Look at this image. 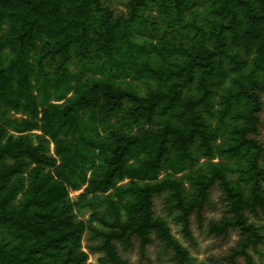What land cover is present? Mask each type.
Here are the masks:
<instances>
[{
    "label": "trees",
    "instance_id": "16d2710c",
    "mask_svg": "<svg viewBox=\"0 0 264 264\" xmlns=\"http://www.w3.org/2000/svg\"><path fill=\"white\" fill-rule=\"evenodd\" d=\"M263 95L264 0H0V264H87L86 234L99 264L134 238L191 264L154 198L195 243L213 187L223 264H256Z\"/></svg>",
    "mask_w": 264,
    "mask_h": 264
},
{
    "label": "rangeland",
    "instance_id": "374dc122",
    "mask_svg": "<svg viewBox=\"0 0 264 264\" xmlns=\"http://www.w3.org/2000/svg\"><path fill=\"white\" fill-rule=\"evenodd\" d=\"M126 1L127 0H104L105 3L109 4L116 12H121L126 10ZM135 84L139 85V91L144 93L145 86L144 83L138 82L137 80H131ZM263 104H264V95L262 96ZM261 124L259 125V134L257 138L264 145V108L260 112ZM53 150V145H51ZM264 165V156L261 160ZM82 192L80 190H70V196L72 198L76 197L79 193ZM220 190L217 187H213L211 191V199L212 204L208 205L203 211V222L199 224L196 220L195 215L191 216V228L192 233L195 239V243H192L188 239L184 237L181 232L180 225L177 224L173 219V214L167 213V210L164 206L163 197L156 196L154 198V210L157 216H164L167 218L170 226L172 228L173 234L179 239V241L190 250L191 256L193 257V261L191 264H223L226 262V255L229 252L231 246L236 244V241L239 238V235L235 230H231L228 236L224 239L220 237H216L207 232V225L210 219L220 218L224 211V203L220 199ZM88 212L84 215V218L88 217ZM252 220L263 225V234H264V217L263 218H255L252 216ZM88 234L85 235L83 240L84 249L89 251V258L87 264H99V257L103 256L104 253L101 251L91 252L88 249V244L96 243L97 240L90 241L87 237ZM134 245L130 248L124 249V247L118 242V251L119 253L127 258L133 264H175L174 261L171 260V250H165L161 243L158 240H155L152 244L147 247V256L150 260L142 259L140 257L139 249H138V239H133ZM259 251H252L253 258L256 264H264V242L259 245ZM238 264H245L244 258L240 257L238 259Z\"/></svg>",
    "mask_w": 264,
    "mask_h": 264
}]
</instances>
